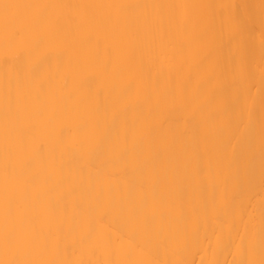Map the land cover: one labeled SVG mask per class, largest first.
I'll list each match as a JSON object with an SVG mask.
<instances>
[{
  "label": "bare ground",
  "instance_id": "obj_1",
  "mask_svg": "<svg viewBox=\"0 0 264 264\" xmlns=\"http://www.w3.org/2000/svg\"><path fill=\"white\" fill-rule=\"evenodd\" d=\"M0 264H264V0H0Z\"/></svg>",
  "mask_w": 264,
  "mask_h": 264
}]
</instances>
